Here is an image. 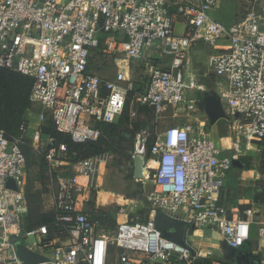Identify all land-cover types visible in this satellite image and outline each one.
<instances>
[{"label": "built area", "instance_id": "1", "mask_svg": "<svg viewBox=\"0 0 264 264\" xmlns=\"http://www.w3.org/2000/svg\"><path fill=\"white\" fill-rule=\"evenodd\" d=\"M221 1L0 0V68L33 81L30 103L41 108V122L48 115L56 132L83 144L99 141L98 124H114L128 103L130 122L140 116L135 106L152 110L151 125L135 135L132 158H143L146 180L152 177L155 187L146 222L106 229L80 209L100 156L72 164L62 144L46 155L50 183L44 204L55 213L54 228L26 230L27 162L21 144L28 128L23 125L22 136L12 139L0 130V264H22L17 246L30 237L36 244L24 245L46 257L43 264L206 259L190 244L164 236L158 214L215 230L231 249L251 243L254 228L264 241V200L246 210L245 218H229L220 202L225 176L240 156H226L212 138L203 105L209 90L188 65L199 45L215 51L209 67L222 83L212 92L222 100L224 122L247 147L263 142L264 0H251L249 14L236 28L211 17ZM178 24L184 25L182 33ZM169 109L182 112L183 121L160 132L158 122ZM33 140L38 149L41 130ZM261 257L264 248L256 256Z\"/></svg>", "mask_w": 264, "mask_h": 264}, {"label": "rangeland", "instance_id": "2", "mask_svg": "<svg viewBox=\"0 0 264 264\" xmlns=\"http://www.w3.org/2000/svg\"><path fill=\"white\" fill-rule=\"evenodd\" d=\"M223 4L219 8H215L213 12L225 17L222 22L228 28H236L241 26L246 19L251 9V0H222ZM249 10V11H248ZM213 16V13H211ZM214 17V16H213ZM184 25L180 24L176 26L177 33L183 32ZM196 49L189 60L188 65L200 78L201 82L212 85L213 77L210 73L209 61L212 50L207 47ZM163 62L166 63V60ZM159 62L158 64H163ZM208 74V77L205 75ZM211 92V90H210ZM41 108L31 104L30 111L27 113V133L25 135L26 142L30 145L25 146L27 156V172H28V188H35L42 192V202L47 199L49 193L48 180L45 172V159L44 155L48 147V137L45 135V129L55 133L52 125L51 118L46 115L45 121L41 122L39 114ZM182 112H178L175 109H169L163 118L158 122V129L160 132L177 125L183 120L180 117ZM177 114V116L175 115ZM180 116H179V115ZM118 119L116 120V122ZM129 121L123 120L121 123L113 126L101 127L103 131V137L106 142V152L102 154L97 160L102 163L96 168L95 172L90 177V187L87 192H84L86 210L88 212H98L99 215H106L111 220H114L117 224L118 215H122L125 221L130 222H145L150 218L151 202L149 200L150 194L154 191L155 187L152 182V177L148 180L138 181L133 177V165L132 160L129 159L133 153V143L135 136V129L138 124L129 127ZM151 120L146 121V125H151ZM219 129V128H218ZM37 130H41L43 133V140L40 145L35 149L34 134ZM220 132H225L226 135L221 138L220 144L225 150H231L235 147L234 141L230 136H227L228 128L226 125L221 124ZM220 135V134H217ZM234 138L238 137V134H234ZM245 142L241 139V142ZM264 142H255L253 145L256 150L260 149L259 145ZM32 146V147H31ZM245 144L243 145V147ZM259 147V148H257ZM247 155L243 157V162L247 166L250 164L256 165L258 168H264V151L261 152L246 150ZM226 155V152H225ZM233 157L232 154L227 153V156ZM239 155V154H238ZM230 157V158H231ZM235 172L236 169L234 168ZM153 216V215H152ZM111 221L108 222V227L111 225ZM115 224V225H116ZM160 227L161 223H158ZM212 239H220L219 232L215 231L212 235ZM26 245L36 244L34 237L28 238L23 242ZM251 254L252 256L260 255L259 251L264 248V241L256 240L251 241ZM218 253V251L213 250ZM237 250L225 249L224 253H236ZM206 254V253H205ZM263 256V254L261 255ZM215 262L217 260L212 259ZM262 264H264V258L261 257ZM221 264H230V261H222Z\"/></svg>", "mask_w": 264, "mask_h": 264}, {"label": "trees", "instance_id": "3", "mask_svg": "<svg viewBox=\"0 0 264 264\" xmlns=\"http://www.w3.org/2000/svg\"><path fill=\"white\" fill-rule=\"evenodd\" d=\"M138 85H139V80L137 86ZM32 86H33V81L31 79L24 77L21 74L0 68V130L4 131L8 139L22 136L21 127L23 125L27 126V120L25 119V114L31 108L30 93L32 90ZM137 86L136 88H138ZM135 108H137L140 114L139 118H137L135 121L130 122L129 120L130 103H128L123 116L119 118L117 122H115L114 124H98V127L101 129V127L103 126H113L127 119L129 121L128 123L130 128H133V126L138 124L134 133L136 135V133L141 128L147 126L146 125L147 120H152V110L147 107H139V106H135ZM53 129L56 134L45 129V135L49 136L48 138L53 140L52 144H48L46 153L44 155V159L46 163L45 172L47 175L48 187L50 183V178L48 176V162L46 160V155L51 148L54 147L59 151L60 145L62 144L65 145L67 148L66 158L72 164L102 156V154H104L107 151L106 142L103 136L97 142L75 144L72 142L69 136L56 132L54 127ZM102 135H103V131H102ZM225 135L226 134H222V137ZM28 145L30 144L26 142V139L21 144L23 153L26 157V162H27V156H26L25 146ZM129 159L132 160V155L131 157H129ZM41 197H42V192L40 190L39 191L35 190L34 187L28 188V172H27L26 198L28 203V215L25 221L26 230L31 231L42 225H52L53 222L55 221V213L52 210L45 209V204H44L45 201L42 202ZM242 209L245 210V208ZM85 213L90 215L94 221L100 222L102 224V227L106 229H113L117 225L114 220H111L106 215H102V214L99 215L98 212H93V211L91 212L87 211ZM110 221L112 224L110 225V227H108V222ZM167 221L168 220L166 218L158 214L157 223H161L162 227H160L159 224L158 226L161 228L164 236H166L167 231L164 229L163 226L165 225V223H167ZM213 263L214 261L209 258L202 259L199 262V264H213Z\"/></svg>", "mask_w": 264, "mask_h": 264}, {"label": "crops", "instance_id": "4", "mask_svg": "<svg viewBox=\"0 0 264 264\" xmlns=\"http://www.w3.org/2000/svg\"><path fill=\"white\" fill-rule=\"evenodd\" d=\"M222 4H223V1H221L219 6H222ZM213 10L210 12V15L211 13H213L214 17L211 16L212 18L217 19L221 22L222 20H225L224 16L220 14H215ZM202 47H207L210 50H212L211 51L212 54L210 55V58L213 54H215V51L212 48L201 44L191 52L190 61L196 49L201 50L199 48H202ZM209 71L213 77V80H212L213 82L211 86L208 85L207 83L201 82L198 76L200 84H204L207 86L209 90L208 94L214 93L212 91L215 90L216 83L218 85L222 83L220 82V80H217L215 78V76L212 73L211 68ZM205 77H208V74H206ZM29 111L30 110H28L27 113ZM27 113L25 114L26 119H28ZM221 124L226 125L228 128V125L224 122V120L220 121L218 124H216L215 126H212L211 128L212 138L215 140V143L220 147H222L220 144L222 134H226L225 132L224 133L220 132L219 129L221 128ZM217 134H220V135H217ZM227 136H230L231 139L234 141L235 147L231 150H226V156H227V153H230L233 156L236 154H239L240 158L233 163L231 170L225 176L224 189L221 194L220 202L224 206L226 210V214L229 218H245V211L248 210L247 208H253L256 206L258 200H264V173H263L262 168H258L254 164H250L249 166H247L246 163L243 162V157L247 155L246 150L250 151L252 146L254 147L253 144L255 142L252 143L250 147H247L244 141L241 142L239 139L234 138L233 137L234 134L231 133L229 129L227 131ZM244 144L245 146L243 147ZM245 147L247 148L246 150H245ZM259 147L260 149L256 150L257 152H261L262 150L264 151V144L259 145ZM228 157H231V156L228 155ZM234 168L236 169L235 172L233 171ZM85 196L86 195H84V199H85ZM242 208H245V210ZM80 209L85 212L88 211L86 210L85 204L83 201L80 204ZM122 216L123 214L118 215L117 223H121L125 221ZM254 221L257 222L258 221L257 218H254ZM254 230L255 231L253 233V236H254L253 240H256L258 238L257 229L254 228ZM172 232L175 233L176 231L173 230ZM214 233H215V230L200 229V228H195L193 226L188 225V231H187L185 243H188L194 249L199 250L203 254V256H206V259L212 258V259L217 260V262L213 260L215 264H221L220 262L222 261H229V259L232 256V253H224L225 249H230V248L227 246L223 237L220 234H219L220 239H215V240L212 239V235ZM213 250L218 251V253L214 252ZM207 255H210V256H207ZM154 264H162V263L157 262Z\"/></svg>", "mask_w": 264, "mask_h": 264}, {"label": "water", "instance_id": "5", "mask_svg": "<svg viewBox=\"0 0 264 264\" xmlns=\"http://www.w3.org/2000/svg\"><path fill=\"white\" fill-rule=\"evenodd\" d=\"M203 105L211 126H215L220 121L225 120L227 118L222 104V100L216 93L204 94ZM132 165L134 179L138 181L145 180L146 178L143 167V158L139 155L134 156L132 158ZM9 186L15 189L13 182H10ZM167 220V223H165V225L163 226L164 229L167 231L166 237L179 244H184L187 236L188 224L186 222H178L169 219ZM173 230H175L176 232L173 233ZM234 250L237 251L236 253L232 254L231 258L229 259L230 264H262L260 259L256 258V256H252L250 243L244 248ZM17 256L22 262V264H43L48 261L46 257L36 252H33L32 250L28 249L24 244H19L17 246Z\"/></svg>", "mask_w": 264, "mask_h": 264}, {"label": "clouds", "instance_id": "6", "mask_svg": "<svg viewBox=\"0 0 264 264\" xmlns=\"http://www.w3.org/2000/svg\"><path fill=\"white\" fill-rule=\"evenodd\" d=\"M169 162H170V161H169ZM165 171H168V169L166 168ZM240 235H241V236L245 235V230H244V229H241V230H240ZM237 242H239V241H237Z\"/></svg>", "mask_w": 264, "mask_h": 264}, {"label": "bare ground", "instance_id": "7", "mask_svg": "<svg viewBox=\"0 0 264 264\" xmlns=\"http://www.w3.org/2000/svg\"><path fill=\"white\" fill-rule=\"evenodd\" d=\"M223 149H224V148H223ZM250 150L256 151V148L252 146V148H251ZM145 178H147V177H145ZM153 216H154V214H153ZM153 216H152V217H153ZM202 255H203V254H202Z\"/></svg>", "mask_w": 264, "mask_h": 264}]
</instances>
